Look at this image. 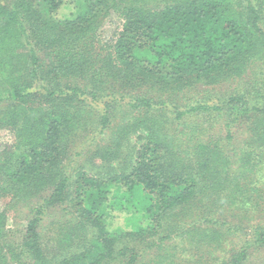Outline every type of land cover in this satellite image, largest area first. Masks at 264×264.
Here are the masks:
<instances>
[{
  "label": "trees",
  "instance_id": "16d2710c",
  "mask_svg": "<svg viewBox=\"0 0 264 264\" xmlns=\"http://www.w3.org/2000/svg\"><path fill=\"white\" fill-rule=\"evenodd\" d=\"M74 1V12L59 18L65 0H0V128L13 136L0 151V196L31 210L19 236L0 210V264H103L118 256L146 264L139 261L152 246L163 250L155 254L161 264H181L173 258L185 252L187 263L210 264L206 246L223 250L231 229L222 212L264 219V0ZM111 12L121 29L102 43ZM252 68L247 88L223 96V114L209 86ZM141 88L155 90L156 100L134 92ZM119 89L143 115L115 119L111 106L125 97ZM98 102L103 110L91 120ZM171 108L186 129L171 130ZM209 119L220 124L212 135ZM92 122L100 133L110 129L95 153L122 165L106 178L71 159L77 132ZM232 126L245 136L231 147ZM54 209L66 218L52 223L64 252L52 256L42 221ZM112 211L125 212L130 228L105 230ZM254 231L218 264H246L253 244L264 247V222ZM125 237L138 240V250L117 247Z\"/></svg>",
  "mask_w": 264,
  "mask_h": 264
},
{
  "label": "rangeland",
  "instance_id": "374dc122",
  "mask_svg": "<svg viewBox=\"0 0 264 264\" xmlns=\"http://www.w3.org/2000/svg\"><path fill=\"white\" fill-rule=\"evenodd\" d=\"M75 1L74 0H65V3L61 5L56 12L57 17L64 18L67 16H70L72 12L75 10ZM114 12H111L110 14H107L105 17H103L102 25L99 30V37L101 39L100 42H105L108 40L111 35H116V33L121 29L122 19L119 17H115L113 14ZM264 28V24H261ZM257 70L255 69H248V71L243 75L241 78H238L236 80H225L219 85H213L209 86L211 88L208 89L209 92H211V99H213V103H217L223 112V114L226 115V111L228 108L226 102L223 103V96L225 94H229V92H233L234 86L236 87H245L247 88L249 84L252 82V79L254 78ZM235 87V88H236ZM141 88L137 91H134L138 95H145V96H152V99L157 98L156 94L157 92L153 90L152 88L147 89ZM120 94L124 95L125 97H122L119 99V105L118 103L116 105H112L111 109L116 112V120L123 116L124 114L128 113V115H143L144 114V108H133L130 105L135 103V100L132 99V96H126L125 92L121 89L118 90ZM203 92H201L202 94ZM193 97V94H191ZM180 99V98H179ZM178 99V100H179ZM128 101H131L128 103ZM161 104H155V111L154 115L157 113L156 111H159ZM103 103L98 102L93 104V110L95 115L91 120L95 119V117L99 116L100 111L103 110ZM171 109H166L167 117H169L172 124H170L171 130L172 126L179 127L186 129L184 127H181L180 121L182 119H174L175 112L171 111ZM213 113H210L212 116L216 115L215 111H212ZM115 117V114H114ZM208 117V116H207ZM218 118H225V116ZM228 118H231L230 116H226ZM211 119V118H210ZM208 120V123H212L214 125H211L210 130L206 131V134L212 135L215 134L219 128V123H216L215 120L211 121ZM115 120V121H116ZM95 121V120H94ZM114 122V121H113ZM95 124L92 122L90 124H87L85 128H81L77 132L78 139L72 143V148L70 146V153H71V159H74L75 165L80 166L84 169H86L88 172H91L96 177H107V175L116 174L120 171L118 167H122V165L118 163L117 160L111 158V159H103L99 155L95 153L98 146H102V144L106 141V137L109 134V127L105 128L103 132L93 130ZM223 126V125H221ZM231 131L235 135V139L232 140V146L239 145L240 140L244 138V134H241V128H236V126H232ZM222 131V134H225L224 128L220 129ZM132 140L135 139V136L133 135ZM136 142V141H135ZM13 143V136L10 131H8L5 128H0V151L5 149L8 145H11ZM97 152V151H96ZM117 187L114 185L112 187L111 192L109 195L112 194V191L114 188ZM262 189H264V185L261 186ZM9 197L0 196V210L5 209L6 214V224L8 229H11L10 231L11 235L13 236H19L21 234L22 229L24 228L26 221L30 217V205H27L25 203H19V204H9ZM36 202V201H34ZM261 202V201H260ZM235 208V206H234ZM55 211L46 213V215L43 217V230H42V241L45 243L50 244V247L52 248L50 250V255L55 254H64L63 252V244L59 243L60 236H57V233L53 231L54 226L52 225L53 222H55L57 219L60 221H65V216L62 215L63 212H61L59 209H54ZM129 214V213H128ZM231 215V216H230ZM126 216L127 214L125 212L120 211H112V215L110 217V220L108 219V223L105 225V230L108 231H114V229H122L126 231L128 228L126 225ZM228 216L227 221L229 220V225L231 226L230 233L226 235V240L223 243V250H212L211 246H206L210 249V264H218V258L222 257L229 249H238L244 244L253 241L255 237V227L259 222H264V219L260 215V213L257 211L253 212L251 211H237V214H233L231 212H222L221 217ZM263 225V224H262ZM206 240V238H202ZM173 240V239H172ZM138 240H136L134 237H125L121 239L116 246L119 247L121 245H126L128 247L135 246L138 250ZM141 241V240H139ZM143 247L146 246V244H141ZM76 247H74L75 249ZM204 249L205 247H201L198 249ZM188 250V248H187ZM158 250L155 246H152L151 248H146L143 252V256L140 258L139 263H146V264H161L158 262V257L155 255L156 253H163V250ZM249 251V259L247 260L246 264H260L264 259V247H261L259 244H253L252 247L248 249ZM186 253V252H185ZM185 253L183 255H185ZM178 255V254H177ZM181 255V256H183ZM181 256H177L176 258H173L177 263L181 264H193L194 262H186L182 260ZM189 260V258H188ZM187 260V261H188ZM124 262V260H123ZM103 264H121V258L114 257L107 258L103 262Z\"/></svg>",
  "mask_w": 264,
  "mask_h": 264
}]
</instances>
